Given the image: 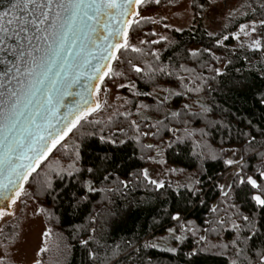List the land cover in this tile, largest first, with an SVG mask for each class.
<instances>
[{"label": "trees", "instance_id": "trees-1", "mask_svg": "<svg viewBox=\"0 0 264 264\" xmlns=\"http://www.w3.org/2000/svg\"><path fill=\"white\" fill-rule=\"evenodd\" d=\"M189 5L197 19L210 3ZM244 7L219 35L195 24L156 39L150 20L133 25L140 51L120 53L113 69L122 75L101 85H127L116 89L125 109L82 121L25 185L61 234L56 264H261L264 210L240 180L264 185V7ZM246 21L258 22L259 49L231 36ZM233 149L239 164L222 192ZM153 165L166 173L164 189L145 179Z\"/></svg>", "mask_w": 264, "mask_h": 264}, {"label": "snow or ice", "instance_id": "snow-or-ice-1", "mask_svg": "<svg viewBox=\"0 0 264 264\" xmlns=\"http://www.w3.org/2000/svg\"><path fill=\"white\" fill-rule=\"evenodd\" d=\"M148 3L160 4L161 0H0V6L4 9L0 11V51L11 53L17 58L12 62L17 74L29 77L30 85H39L30 87V95L27 96L14 91L11 93L15 99L10 110L16 119L9 129L10 135L0 140V204L8 201L6 208L12 207L27 195L25 185L29 177L37 172L48 155L58 145L63 146L62 142L82 121L100 111L107 103L101 97V85H104L105 78L122 75L113 69V62L121 59L120 53L130 48L134 52L140 51L139 48L131 47L129 33L133 25L150 19L141 16V9ZM261 7H264V0H261ZM5 22L14 27L10 30ZM259 25L264 27V19L259 21ZM248 27L241 25V32L250 34L245 31ZM256 31V23H253L251 33ZM227 39L228 36H224L218 43L222 44ZM253 44L255 49H259L261 41L254 40ZM17 61L23 62V70ZM0 63L6 61L0 60ZM128 63L131 64V61ZM132 67L136 73L143 71L136 65ZM3 76H7V72ZM82 77L97 81L94 88L89 89L96 99L90 101L81 97L83 104L74 115L69 113L73 118L61 129L58 127L59 120L55 125L51 122L58 113L57 93L67 92ZM118 87L127 85L120 84ZM103 91L106 92L107 88L104 87ZM3 114L0 109V115ZM63 119L67 120V117ZM226 163L231 165L234 161L229 159ZM143 174L157 189L165 188L163 181L149 179L146 169ZM260 176L264 179V171L260 172ZM240 183H247L258 190L252 199L260 210H264V185L251 176L246 180L241 178ZM6 208H0V220L5 215L15 214L7 212ZM172 219L179 220L180 217L176 215ZM243 219L249 221L248 216ZM3 231L0 228V234ZM4 242L7 243V239ZM45 251L46 248L40 249V252ZM166 251L175 253L176 249L169 248ZM5 255V252L0 251V264H5ZM261 264H264V256H261Z\"/></svg>", "mask_w": 264, "mask_h": 264}, {"label": "rangeland", "instance_id": "rangeland-1", "mask_svg": "<svg viewBox=\"0 0 264 264\" xmlns=\"http://www.w3.org/2000/svg\"><path fill=\"white\" fill-rule=\"evenodd\" d=\"M190 0H161L153 9L141 12V16L149 17L152 26L151 31L155 34L156 39H167V30L170 28L181 29L189 25L199 24L207 33L211 35L225 34V30L231 25L232 21L244 15L246 10L244 5L246 0H208L209 7L199 13L198 18L194 19L189 5ZM256 23L257 31L251 33V25ZM167 25V27H166ZM241 25L249 26L245 34L241 32ZM231 36L235 39L237 46H246L253 48L254 40H258V22L246 21L240 23L232 32ZM138 42H130L135 47ZM223 62L218 60L216 70H221ZM104 87L107 91L104 92ZM102 87L101 97L107 103L103 108L91 115L92 120H106L113 113L123 111L124 99L117 92L118 84L114 82L110 86ZM119 97V99H117ZM96 99V97L94 96ZM233 160L234 163L223 174L220 189L224 192L232 178L233 172L239 164L240 154L237 149H233L226 157V161ZM149 179L163 181L165 171L159 170L156 166L146 167ZM148 180V179H147ZM149 181V180H148ZM26 190V189H25ZM14 206L10 207L8 212L14 215H5L0 220V228L4 231L0 234V251L6 253L5 264H56L58 257V248L62 237L61 234L52 230L44 222L45 209L32 198L29 191ZM48 235L45 236L44 233ZM7 239V243H5ZM41 248L47 251L40 252ZM39 253V255H38Z\"/></svg>", "mask_w": 264, "mask_h": 264}, {"label": "water", "instance_id": "water-1", "mask_svg": "<svg viewBox=\"0 0 264 264\" xmlns=\"http://www.w3.org/2000/svg\"><path fill=\"white\" fill-rule=\"evenodd\" d=\"M2 10L4 9L2 6H0V11ZM5 26L10 30L14 27L13 25H7L6 22ZM8 43L14 42L8 41ZM0 60L6 61V63H0V93H3V95H0V109H2L4 113L3 115H0V127H2V130H0V140H2L4 136L10 135L9 129L16 119V117L10 110V105L15 99V97L11 96V93L14 91L18 95L23 94L27 96L30 95L28 91L30 87L36 88L39 87V85H30L29 77L22 76L16 73L12 62L16 61L17 58L14 57L11 53L0 51ZM17 63H19L21 70H23V62L17 61ZM10 68L12 70L8 71V69ZM37 71H40V69H37ZM5 72H7V76H3V73ZM13 77L16 78L13 79ZM9 80H11V83H9ZM18 81H23V83H20ZM96 84L97 81H90L87 79V77H82L79 83L72 85L71 88L67 90V92L71 93L70 95L67 94V92L57 93L56 99L58 101V113L55 118H52V124L55 125L56 121L59 120L60 123L58 127L62 129L68 122V120H71L73 118L76 109L83 104L81 97H84L90 101L95 100L94 96L90 94L89 89L94 88ZM21 108H23V102L21 103ZM69 113H72L73 115H69ZM63 117H67V120H64ZM12 130L15 131V129ZM8 204V201H4L3 204H0V208H6ZM9 210L10 207H7L6 211L8 212Z\"/></svg>", "mask_w": 264, "mask_h": 264}, {"label": "bare ground", "instance_id": "bare-ground-1", "mask_svg": "<svg viewBox=\"0 0 264 264\" xmlns=\"http://www.w3.org/2000/svg\"><path fill=\"white\" fill-rule=\"evenodd\" d=\"M225 245V244H224Z\"/></svg>", "mask_w": 264, "mask_h": 264}]
</instances>
